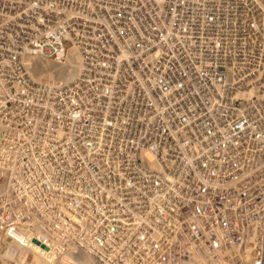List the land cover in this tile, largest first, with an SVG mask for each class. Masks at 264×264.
<instances>
[{
    "label": "built area",
    "instance_id": "obj_1",
    "mask_svg": "<svg viewBox=\"0 0 264 264\" xmlns=\"http://www.w3.org/2000/svg\"><path fill=\"white\" fill-rule=\"evenodd\" d=\"M6 72L0 237L28 263L264 264V0H0Z\"/></svg>",
    "mask_w": 264,
    "mask_h": 264
},
{
    "label": "bare ground",
    "instance_id": "obj_2",
    "mask_svg": "<svg viewBox=\"0 0 264 264\" xmlns=\"http://www.w3.org/2000/svg\"><path fill=\"white\" fill-rule=\"evenodd\" d=\"M132 6H133V8H134V6L136 8L138 7L139 9L141 8L136 3H134ZM142 9H144V7ZM132 12H135V9ZM104 20H107V19H104ZM122 33L124 35H126V32L122 31ZM148 58L146 59L147 63H148ZM153 61H154V59H153ZM0 79H3L5 81H7L9 79L7 72L3 76H2V74H0ZM97 80H98L97 83H101V82L104 81L101 77L97 78ZM160 86H162V85H160ZM164 88L165 87L162 86V89H164ZM167 90H173V89L168 87ZM26 94H28L27 91H26ZM26 94H24V96ZM25 98L26 97H23L21 94H18V95H14L11 98V101L14 104V102H19V101H21V99L23 100ZM151 99H152V97H151ZM157 103H158L157 104V107H158L157 111L158 112L166 110V107L163 104L159 103V99H158ZM21 104H25V103H21ZM3 105L6 107L5 99H4V97H0V109L2 108ZM16 105H19V103H17ZM12 108H13V106L10 109H12ZM9 113L10 114H6L5 113V115H7V116H4V119L5 118H9L8 121L10 122V121H13L16 118V115L19 114V111H12V112H9ZM27 131H28V129L24 130L22 133H17V137L15 139H14V136H10L9 134H6L7 137L11 138V142L12 141L13 142L16 141V142L12 145V147L9 146V150L10 151L2 152L3 155H6L8 157H12L14 159H19L20 154H21V150H20L21 144L23 143L22 146H24V145L29 146V143H28L29 139L25 135L27 133ZM59 131H61V130H59ZM18 134H21V135L18 136ZM57 134H59V132ZM32 136L34 137L35 144H37V146H38L37 137L35 135H32ZM18 143H19V145H18ZM42 160H43V158H42ZM0 165H2L1 162H0ZM205 181L207 182V180H205ZM60 224L61 223H58V225H60ZM27 226H29V225H27ZM30 227H32L33 231L36 229L38 232L41 233V229L39 230L37 228V221L35 219H33V218L30 221ZM0 230L3 231L1 228H0ZM34 234H35V231H34ZM43 234L47 235L46 233H43ZM42 236H41V234H35L32 238L33 239H35L37 237L41 238ZM43 237H46V236H43ZM0 239L4 243H6L5 246H4L3 252H5V257L7 258L1 264H17V263H20V262H22L23 264L28 263V260L26 259V257L28 255V251L29 250L26 249V247H25V245L23 243H21L20 241H16V240L14 241L13 239H10L8 235H4V234H1ZM76 239H79V236L74 237V240H76ZM43 243H44L43 247H38V248L35 247V249H36L35 252H36L37 255H40V256H42L44 258L43 259L45 261L44 264H52V263L53 264H84L83 261L81 262V261H79L77 259H71V258L63 259V257L55 256V252H50L49 249H47V247H46L47 243H50L49 239L44 240ZM40 256H39V258H38V256L33 257L31 263H28V264L39 263V260H41ZM45 258H47V259H45ZM114 260H115L114 256L107 258V262L110 263V264H113Z\"/></svg>",
    "mask_w": 264,
    "mask_h": 264
},
{
    "label": "rangeland",
    "instance_id": "obj_3",
    "mask_svg": "<svg viewBox=\"0 0 264 264\" xmlns=\"http://www.w3.org/2000/svg\"><path fill=\"white\" fill-rule=\"evenodd\" d=\"M62 142H63V141H60V144H61ZM83 149H85V148H83ZM43 152H44V151H43ZM43 152H42V154H41V155H42V156H41L42 158H44V153H43ZM61 153H62V155H64L63 151H62ZM67 154H69V153L67 152ZM96 155H97V154H96ZM77 156L80 157V160H81V159H84L85 154H84L83 152H81V153H78ZM42 158H41V159H42ZM93 160H94V159H93ZM93 160H90V162L93 161ZM95 164H98V165H99V164H100V161H99V160H96V161H95ZM39 256H40V255H39ZM39 256H38V258H39ZM40 257H41V258H40L41 260H39V263H36V264H44V263H45V261L43 260L44 258H43L42 256H40ZM45 259H47V258H45ZM34 264H35V263H34Z\"/></svg>",
    "mask_w": 264,
    "mask_h": 264
}]
</instances>
